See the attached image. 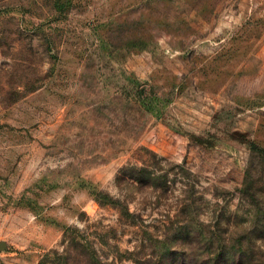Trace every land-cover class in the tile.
<instances>
[{
    "label": "rangeland",
    "instance_id": "374dc122",
    "mask_svg": "<svg viewBox=\"0 0 264 264\" xmlns=\"http://www.w3.org/2000/svg\"><path fill=\"white\" fill-rule=\"evenodd\" d=\"M261 156L264 0H0V264L70 237L101 264L155 258L183 201L262 256ZM130 165L164 189L118 182Z\"/></svg>",
    "mask_w": 264,
    "mask_h": 264
},
{
    "label": "trees",
    "instance_id": "16d2710c",
    "mask_svg": "<svg viewBox=\"0 0 264 264\" xmlns=\"http://www.w3.org/2000/svg\"><path fill=\"white\" fill-rule=\"evenodd\" d=\"M189 146V144H188ZM262 157V156H261ZM263 158V157H262ZM264 159V158H263ZM188 158H184L187 162ZM225 174L229 172L224 170ZM121 173V174H120ZM240 173V172H239ZM241 174V173H240ZM159 175H156L154 169H150L147 165L137 166L130 165L119 171L117 181L128 184L132 187L148 186L152 188H162L159 185ZM239 178V179H238ZM240 176L234 181L240 182L246 189H252L257 185L256 180L251 178L250 171L247 169L241 181ZM164 189V188H162ZM250 197L253 194L249 195ZM107 200V199H106ZM110 201L100 200V205H111L119 210L121 217L125 218L126 224L134 225L136 216L129 209V201L112 198ZM186 200V199H185ZM188 203L183 201L182 207L179 208L181 214H188ZM185 212V213H184ZM181 216L171 224V236L158 240V254L155 253V258L141 259L137 264H264V259L259 258L260 255L255 251V246L252 244L245 245L243 241H237L236 238L249 237L253 230L231 235L228 229L224 233L230 236L221 239L219 234L213 231L206 232L205 228L196 225L194 221L187 216ZM130 217L131 219H128ZM237 231V230H236ZM219 237V238H218ZM91 249L88 243L76 237H70L67 245L61 250L53 248L37 264H101V261L90 255ZM92 251H94L92 249ZM96 254V252H94ZM258 255V256H257Z\"/></svg>",
    "mask_w": 264,
    "mask_h": 264
}]
</instances>
